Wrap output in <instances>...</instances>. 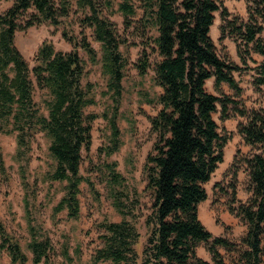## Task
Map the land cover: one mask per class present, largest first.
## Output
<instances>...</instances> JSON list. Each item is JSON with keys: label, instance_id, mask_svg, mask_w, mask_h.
I'll return each instance as SVG.
<instances>
[{"label": "trees", "instance_id": "16d2710c", "mask_svg": "<svg viewBox=\"0 0 264 264\" xmlns=\"http://www.w3.org/2000/svg\"><path fill=\"white\" fill-rule=\"evenodd\" d=\"M110 4V0H105ZM143 9L140 18L145 30L154 28L156 35L148 37L159 59L153 65L152 81L161 89L153 102L159 105L150 118L151 130L156 134L152 152L145 165L146 187L152 196L151 212L145 216L147 236L142 248V264H211L196 255L199 243L213 264H225L218 247L236 254L241 264H262L264 256V109L240 110L245 123L238 131L248 145H258L257 152L244 158L247 166L251 195L244 203L230 206L245 222L247 228L239 243L226 237L213 236L198 218V205L206 199L203 184L222 162V147L226 139L217 131L212 117L220 103L221 115L226 110V98L205 89L211 77L214 86L225 82L237 88L231 75L238 67L221 58L209 35L214 12L220 10L223 20L228 13L220 0H139ZM247 20L234 28L245 46L264 59V0H245ZM77 6L89 14L82 18L84 26L93 29L94 39L101 50V74L106 78V92L112 101L111 115L103 113L110 126V144L106 154L116 151L120 144L116 115L122 93V79L126 58L119 50L122 43L112 23L102 17L95 0H77ZM69 0H12V5L0 14V132H16L19 161L26 162L27 152L36 133L48 139V152L54 160L47 174L52 181L65 182L63 195L55 211L66 210L69 218L80 213L81 150L91 143V122L97 117L85 113L94 104L91 85L82 84L84 67L76 52L80 46L91 61L96 51L85 38L77 40L66 31L62 36L72 44L70 51L56 50L43 41L36 52V63L31 71L14 45V34L19 29L16 19L30 10L26 26L49 22L59 23L68 14ZM118 11L125 21L135 16L130 0H121ZM228 20L227 25H233ZM224 26H221L223 30ZM145 42L135 66L140 75L151 66ZM30 72L39 88L46 91L42 100L45 113L34 100L35 90ZM264 75V61L260 64ZM261 82L264 79L260 80ZM4 166L0 147V168ZM112 203L121 216L119 222L104 221L100 225L102 246L95 250L93 262L111 261L113 264H134L135 245L140 237L135 220L140 213L135 208L138 200L128 199L124 178L115 170V163L106 164ZM86 181H88L86 179ZM90 183V182H89ZM91 185V184H90ZM92 186V185H91ZM128 201L130 205H128ZM132 203V204H131ZM129 217V218H128ZM32 264H49L51 243L47 236L33 233L27 244ZM5 251L11 264H25L27 256L17 240L6 231L0 221V252ZM65 257L70 259L66 251Z\"/></svg>", "mask_w": 264, "mask_h": 264}, {"label": "rangeland", "instance_id": "374dc122", "mask_svg": "<svg viewBox=\"0 0 264 264\" xmlns=\"http://www.w3.org/2000/svg\"><path fill=\"white\" fill-rule=\"evenodd\" d=\"M69 1V12L59 17L57 25L45 22L26 26L30 10L21 13L16 19L19 29L14 34V45L30 71L36 63V52L43 41L51 42L56 50L73 49L72 44L62 36L64 30L77 40L85 38L96 51V60L93 62L84 49L80 46L76 48L84 67L82 84L91 85L95 101L86 106L84 112L97 115L91 122V143L87 149L81 150L79 172L84 180L79 186L80 213L73 219L67 216L66 210L56 212L54 209L63 195L65 182L52 181L47 177L54 167V160L47 149L48 139L41 132L36 133L27 152L28 159L24 162L16 156V132H0L4 162L3 168H0V221L26 254L25 264H32V254L27 247L32 233L38 238H49V264H113L109 260L95 263L93 255L103 244L101 235L105 231L100 224L121 220L112 203L106 168V164L115 163V170L124 178L128 199L136 198L139 202L135 210L140 213L135 224L140 237L135 245L137 255L134 264H142V248L147 236L144 219L151 212L152 204L151 192L146 187L145 165L156 142L150 118L159 109L152 99L161 92L152 81L153 65L159 57L151 51L154 45L148 39L149 36H155L156 32L152 27L145 30L142 26L140 18L143 9L139 0H130L136 14L128 16L127 21L118 11L121 0H110V4L105 0H95L99 14L112 23L122 41L119 50L127 60L116 115L120 144L116 151L108 155L105 149L110 144L111 131L102 114L111 115L112 101L105 94L106 78L101 74L100 44L94 39L93 29L82 22L89 10L80 9L77 0ZM53 2L58 5V0ZM219 3L221 8L226 9L228 16L223 20L220 10L215 11L209 35L217 54L238 67L231 71L237 88L225 82L216 88L213 77L205 81L208 92L229 101L223 116L220 103L216 104L217 109L212 113L217 131L225 137L226 142L222 147V162L203 184L206 199L198 205V218L213 236L226 237L233 243H239L247 226L239 216L230 212L229 207L237 206L238 202L244 203L250 197L249 175L244 158L258 151V145L246 144L238 131L239 124L246 121L240 115V110L264 109V81H260L264 79L260 73V64L264 59L253 52L251 44L245 46L234 29L247 20L246 1L220 0ZM11 5L12 0H0V14ZM228 20L233 21V25H227ZM260 36L263 37L264 32ZM145 42H149L151 66L145 74L140 75L135 63ZM30 75L35 88L34 100L45 113L42 100L47 97L46 91L37 86L31 72ZM64 251L70 259L65 257ZM218 251L225 264H241L235 253L227 252L222 247H218ZM195 252L198 257L213 264L205 243H199ZM262 260L264 264V256ZM0 264H11L5 251L0 252Z\"/></svg>", "mask_w": 264, "mask_h": 264}]
</instances>
